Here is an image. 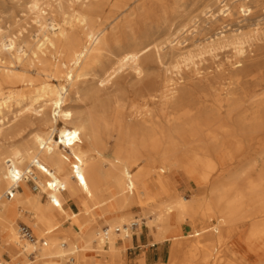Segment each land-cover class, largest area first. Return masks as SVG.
Masks as SVG:
<instances>
[{"label":"bare ground","instance_id":"obj_1","mask_svg":"<svg viewBox=\"0 0 264 264\" xmlns=\"http://www.w3.org/2000/svg\"><path fill=\"white\" fill-rule=\"evenodd\" d=\"M53 2L50 13L59 15L45 18L39 0L31 1L39 24L34 46L0 29V255L15 264L32 252L40 264H63L69 256L73 264L113 263L144 224L148 245L169 242L158 264H264V93L245 105L232 92L240 78H229L215 89L223 97L205 105L193 93L176 100L169 81L144 88L127 113L93 95V109L75 114L66 103L75 80L100 74L106 83L126 65L140 75L151 43L119 46L109 36L128 0ZM233 7L239 15L251 12L245 0ZM219 12L226 17L231 8L224 3ZM222 32L200 50L231 46L241 56L243 33ZM60 77L65 83L54 84ZM156 101L163 106L157 115ZM10 105L21 106L14 118L33 111L40 131L30 138L22 129L5 133L2 113ZM177 172L192 188L189 198L172 180ZM20 222L35 242L19 236Z\"/></svg>","mask_w":264,"mask_h":264},{"label":"rangeland","instance_id":"obj_2","mask_svg":"<svg viewBox=\"0 0 264 264\" xmlns=\"http://www.w3.org/2000/svg\"><path fill=\"white\" fill-rule=\"evenodd\" d=\"M32 0H0V29L2 32L16 35L17 43L21 46H34L39 35V24L35 10H31ZM128 0V7L108 28V34L115 38L119 46H125L132 39L151 43L150 49L141 57L144 71L139 75L129 65L123 66L112 75L108 82L100 83V74H89L75 80L66 96L67 106L75 114H85L93 109L92 96L97 95L104 103L112 106L121 105L128 112L129 105L137 94L144 88L162 85L165 82H175L176 100L187 95H201L205 105H210L216 98H221L215 90L225 84L229 78L239 77L240 82L232 86V92L239 99H248L252 95L258 98L264 93V0H245L251 12L249 15H239L235 7L240 0ZM40 9L45 11V18L58 16L54 9L50 13L53 0H39ZM224 3L231 8L230 15L221 16L219 9ZM65 6L67 2H64ZM215 18V19H213ZM111 20V19H110ZM257 29L254 34L253 31ZM226 35L235 32L243 33L246 40L241 56L231 46H217L213 50H200L208 37L214 38L217 32ZM114 45L113 49L116 51ZM192 55L190 61H183V57ZM240 60V65L235 63ZM235 68H241L237 71ZM33 75L36 76L35 72ZM54 84L65 83L63 78H54ZM248 97V98H247ZM24 104V103H23ZM22 104V105H23ZM155 114L162 111V103L156 101L151 105ZM10 105L3 110L2 127L5 133L22 129V137L30 138L34 132L40 131L41 124L33 114L22 113ZM170 108L167 110V112ZM206 110H202L201 115ZM59 126L62 122L59 121ZM56 137V135H55ZM113 144L109 140L108 146ZM177 190L189 198L192 188L187 186L186 178L180 172L172 176ZM31 192L32 181L28 182ZM41 201H45L42 197ZM73 211L78 207L71 201L67 203ZM130 211L137 215L139 208L133 206ZM24 224L23 222H20ZM26 225V224H25ZM69 222L64 223L67 227ZM28 226V225H27ZM29 227V226H28ZM73 229H77L73 226ZM185 232L189 230L185 226ZM40 238H37V240ZM150 234L144 224L139 234H133L131 241L123 248L119 260L108 264H139L142 258L145 264H158L167 257L169 242L148 245ZM118 242V245H122ZM102 253V252H101ZM99 252H94V258H101ZM90 255V254H89ZM70 257V256H69ZM69 257L63 264H73ZM74 258V257H72ZM40 264L39 261L35 262Z\"/></svg>","mask_w":264,"mask_h":264},{"label":"built area","instance_id":"obj_3","mask_svg":"<svg viewBox=\"0 0 264 264\" xmlns=\"http://www.w3.org/2000/svg\"><path fill=\"white\" fill-rule=\"evenodd\" d=\"M32 190L33 191L36 190V187H34V185L32 186ZM8 196L11 197L12 194L9 193ZM18 233L22 239H26V240L31 241V242L36 241L34 235L32 234L31 229L25 224L19 223ZM40 242L45 244V242L42 241V239L40 240ZM35 262H36V258H35L34 253L32 252V253L27 254V259H26L24 264H36ZM69 262H70V260H69ZM0 264H15V263L11 260V257H9L7 254L4 253V254L0 255Z\"/></svg>","mask_w":264,"mask_h":264}]
</instances>
